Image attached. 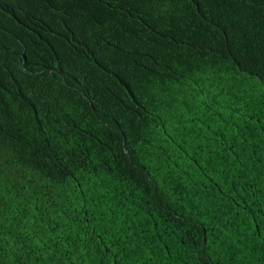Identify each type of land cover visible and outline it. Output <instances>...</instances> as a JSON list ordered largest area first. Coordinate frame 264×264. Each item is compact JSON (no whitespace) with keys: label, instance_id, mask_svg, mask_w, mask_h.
I'll return each mask as SVG.
<instances>
[{"label":"trees","instance_id":"obj_1","mask_svg":"<svg viewBox=\"0 0 264 264\" xmlns=\"http://www.w3.org/2000/svg\"><path fill=\"white\" fill-rule=\"evenodd\" d=\"M0 264H264V0H0Z\"/></svg>","mask_w":264,"mask_h":264}]
</instances>
